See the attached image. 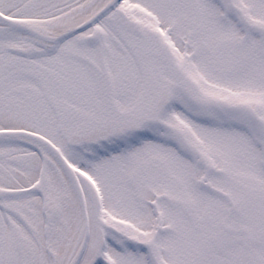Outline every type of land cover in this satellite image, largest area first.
<instances>
[{"label": "snow or ice", "instance_id": "1", "mask_svg": "<svg viewBox=\"0 0 264 264\" xmlns=\"http://www.w3.org/2000/svg\"><path fill=\"white\" fill-rule=\"evenodd\" d=\"M0 264H264V0H0Z\"/></svg>", "mask_w": 264, "mask_h": 264}]
</instances>
